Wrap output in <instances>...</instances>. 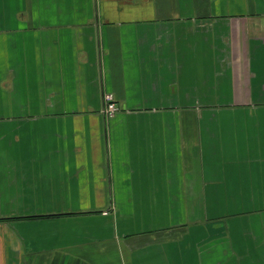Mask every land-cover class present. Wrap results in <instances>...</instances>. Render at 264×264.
Masks as SVG:
<instances>
[{
	"label": "crops",
	"instance_id": "obj_1",
	"mask_svg": "<svg viewBox=\"0 0 264 264\" xmlns=\"http://www.w3.org/2000/svg\"><path fill=\"white\" fill-rule=\"evenodd\" d=\"M0 264H264V0H0Z\"/></svg>",
	"mask_w": 264,
	"mask_h": 264
},
{
	"label": "built area",
	"instance_id": "obj_2",
	"mask_svg": "<svg viewBox=\"0 0 264 264\" xmlns=\"http://www.w3.org/2000/svg\"><path fill=\"white\" fill-rule=\"evenodd\" d=\"M104 111H103V115L104 117L108 119L113 118L115 116V114H117V112L119 111L116 103L114 102V99L112 98V96L109 95H105L104 97Z\"/></svg>",
	"mask_w": 264,
	"mask_h": 264
}]
</instances>
